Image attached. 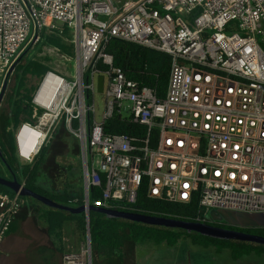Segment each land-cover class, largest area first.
<instances>
[{"label":"built area","instance_id":"2783aa9c","mask_svg":"<svg viewBox=\"0 0 264 264\" xmlns=\"http://www.w3.org/2000/svg\"><path fill=\"white\" fill-rule=\"evenodd\" d=\"M51 35L71 47L72 72L50 64L68 60ZM112 39L170 58L163 98L114 66ZM25 57L47 69L25 100L34 121L12 129L15 156L31 165L61 124L77 140L85 206L103 184L92 206L133 204L143 187L196 202L200 223H213L211 209L264 213V0H0V90ZM112 117L145 135L104 134ZM33 130L45 138L29 162L20 152ZM18 204L0 192V240Z\"/></svg>","mask_w":264,"mask_h":264},{"label":"trees","instance_id":"16d2710c","mask_svg":"<svg viewBox=\"0 0 264 264\" xmlns=\"http://www.w3.org/2000/svg\"><path fill=\"white\" fill-rule=\"evenodd\" d=\"M45 44L47 46H55L70 56V70L72 71L73 54L71 47L63 43L61 38L53 35L46 39ZM106 52L112 56L114 66L120 67L127 78L152 89L159 98L164 97L170 68V58L166 54L117 39H112L108 42ZM46 60H49V58H46ZM18 64L14 69L17 80L16 85L12 86L11 92L7 95L6 108L0 109V173L4 169L10 175L6 178H14L20 183L23 181L25 188L47 196L60 205L77 208L83 205L80 163L77 165L79 173L76 178L77 183L71 184L65 176L61 177L59 184L53 185V181L44 180V166L47 163L46 158L50 154L47 152L46 144L40 149L39 154L31 165H21L17 161L14 153L12 129L20 122L26 120L27 115L28 118L30 115L28 114V105L25 103L28 95L24 92L22 93V90L25 89L23 80L17 76V72L22 69V66ZM46 69L45 65L27 61L21 72L26 75L39 77ZM29 120L34 121V119L30 118ZM134 127L135 125L128 121L120 122L117 117H112L105 121L103 132L104 134H127L130 136L137 131L139 136L145 135L144 127L136 126V131ZM48 142H51V140L49 139ZM71 167L69 165L66 166L67 170H71ZM62 174L64 175V171H62ZM102 190L103 184L99 187L90 188V205L100 197ZM0 192L10 196L15 194L4 186H0ZM26 198L31 199L28 196L18 195V200L25 201V204L21 207H28L31 210V216L35 217L43 225L46 236L50 241L52 238L60 240L62 226L68 220L75 222V226L80 234H86L87 221L83 212L71 214L54 209L39 201H36L38 203L35 204L29 200L26 202ZM112 210L188 223L197 222L196 216L198 215L196 202L184 204L172 202L164 198H150L147 197L143 187L139 190L135 203L129 205L115 203ZM14 224V221L9 223L3 232V236L9 235L14 229ZM213 224L219 226L217 222H213ZM228 227L232 228L231 226ZM235 229L264 237V228L237 227ZM88 232L90 264L123 263L126 258V247L145 243H152L154 245L164 244L172 247L180 239L185 240L189 247L194 249H212L216 254L227 251L230 259L234 261L249 256L258 257L264 255V245L247 241L222 240L204 236L188 229L149 225L122 218L108 217L92 210L88 211ZM23 244L24 242H22L18 250H12L4 248L0 241V264H32L31 253ZM51 244L53 249H55V253L50 255L49 264H63L61 260L63 251L60 248H56L52 241Z\"/></svg>","mask_w":264,"mask_h":264},{"label":"rangeland","instance_id":"374dc122","mask_svg":"<svg viewBox=\"0 0 264 264\" xmlns=\"http://www.w3.org/2000/svg\"><path fill=\"white\" fill-rule=\"evenodd\" d=\"M32 56V53H28ZM29 56V57H30ZM68 60H62L59 57H53L50 61V64L53 67H56L60 70H69L72 72L71 63L69 61L70 56H67ZM27 57L23 58L18 65L23 67L27 63ZM69 61V62H67ZM20 69L17 72V76L23 80L25 89L22 90V93L29 95L30 91L33 89L37 77L23 74ZM73 70V69H72ZM15 71L9 77V80L5 86L3 95L0 99V109L6 108V98L7 95L11 92L12 86L16 85ZM104 95L102 93L94 94V103L96 107V115L100 116L103 111L104 104ZM28 114L31 115L30 110ZM29 118H32L30 117ZM28 116V115H27ZM26 116V120L29 118ZM24 120V121H26ZM49 139L51 142H48ZM46 144L47 152L50 153L46 161L47 163L44 166L45 179L53 181V185L59 184L61 177L68 178V181L71 184H75L76 178L78 177V163L80 157L78 154L77 140L74 135L68 133L62 126L59 124L54 132L49 136V138L43 143L42 147ZM41 147V148H42ZM19 164L23 165L22 161L17 158ZM99 163V158L96 156L94 158V166L97 167ZM72 166L67 170L66 166ZM63 167V168H62ZM1 168V164H0ZM63 169V170H62ZM64 171V175L62 174ZM0 175L4 177H9L10 175L3 169V172ZM45 182V181H44ZM47 184V183H46ZM33 204L38 203L34 198L27 199ZM35 200V201H34ZM21 200L18 201L20 203ZM25 204V201L20 203V205ZM21 207V206H20ZM28 207L18 208L12 221H14V229L9 233L8 236L1 237V242L4 248L13 249L18 242H24L30 236L27 235V232L35 230L34 221L38 224V220L35 217L29 215ZM39 238L42 239L44 231L39 230ZM53 245L56 248H60L63 251L62 261L65 264H87V246L85 235L80 234L71 220L66 221L61 229L60 240L56 238L51 239ZM51 241L48 240V247L51 250V254L55 253V249L51 244ZM45 247L43 245V251ZM126 258L123 263L119 264H231L229 260V254L227 251H222L219 255H215L211 249H202V248H191L187 242L183 239H180L175 246L168 247L164 244L154 245L152 243L138 244L133 247H126ZM66 255H71V260L66 261L64 257ZM264 260V259H263ZM118 264V263H115ZM235 264V263H232Z\"/></svg>","mask_w":264,"mask_h":264},{"label":"water","instance_id":"95a60500","mask_svg":"<svg viewBox=\"0 0 264 264\" xmlns=\"http://www.w3.org/2000/svg\"><path fill=\"white\" fill-rule=\"evenodd\" d=\"M6 83H4L0 90V99L3 95ZM97 91L100 93L102 91V77L98 78ZM0 186H4L14 193L20 196H28L38 200L39 202L48 205L54 209L66 211L71 214H77L83 212L87 221V232L85 234L86 246H87V264H90V245H89V232H88V211H96L104 214L108 217L122 218L130 220L133 222H139L149 225H159L164 227L181 228L188 229L198 234L222 239V240H236V241H247L255 244L264 245V237L253 235L249 233H244L234 229H225L209 223H188L173 219L157 218L152 216H144L130 212L116 211L112 209H106L101 207H96L92 205L85 206L84 204L77 208H70L64 205H60L54 202L47 196L38 194L30 189L24 187L22 183L16 179H8L6 177L0 176ZM208 218L212 222L225 223L232 227L240 228H264V213H244L224 209H211L208 213Z\"/></svg>","mask_w":264,"mask_h":264},{"label":"crops","instance_id":"0c3cea01","mask_svg":"<svg viewBox=\"0 0 264 264\" xmlns=\"http://www.w3.org/2000/svg\"><path fill=\"white\" fill-rule=\"evenodd\" d=\"M21 201L24 202L23 200H21ZM21 201H20V203H21ZM20 203L18 204L19 208H21L20 206H23V205H20ZM27 209H29V208H27ZM30 212H31V210L29 209V215L31 216ZM72 222L74 224V227L76 228L75 222L74 221H72ZM33 223H34V226L36 228H35V230H31V232L30 231L27 232V235L30 237L24 241L23 245L25 246V248H28L29 252L31 253L32 264H35V263L36 264H49V261L51 258V256H50L51 250H49V247H48L49 238L46 236L45 229L40 222H38V224H37L36 221H34ZM38 226L40 228L39 230L44 231L42 239H38L40 236L39 231L37 230ZM76 230H77V228H76ZM21 244H22L21 242H18L12 250H18L19 246H21ZM43 245L45 247L44 251H43ZM63 264H65V263H63Z\"/></svg>","mask_w":264,"mask_h":264},{"label":"clouds","instance_id":"9594fccd","mask_svg":"<svg viewBox=\"0 0 264 264\" xmlns=\"http://www.w3.org/2000/svg\"><path fill=\"white\" fill-rule=\"evenodd\" d=\"M24 129L30 128V125L25 124L23 126ZM45 138V134L38 131L33 130L31 132V136L28 140V142L23 146L20 155L22 158L27 159L29 162H31V159L34 157V155L38 152L39 147L41 143L43 142V139Z\"/></svg>","mask_w":264,"mask_h":264},{"label":"flooded vegetation","instance_id":"af4514ba","mask_svg":"<svg viewBox=\"0 0 264 264\" xmlns=\"http://www.w3.org/2000/svg\"><path fill=\"white\" fill-rule=\"evenodd\" d=\"M212 225H214L213 223H211ZM218 227H221V228H225V229H234V230H236L235 228H237V227H232V228H229L228 226H230V225H227V224H225V223H222V222H220V223H218ZM215 226H217V225H215ZM238 228H240V227H238ZM237 231H239V230H237ZM242 232V231H241ZM211 251H213L212 249H211ZM213 253L215 254V255H219V254H216L214 251H213ZM264 255H262V256H249V257H246V258H243V259H239V260H231L230 259V257H229V260H230V263L232 264V263H235V264H264ZM181 264H183V263H181ZM187 264V263H186Z\"/></svg>","mask_w":264,"mask_h":264}]
</instances>
